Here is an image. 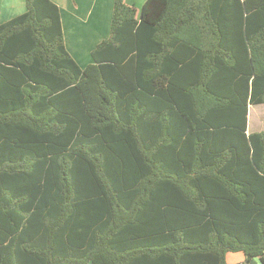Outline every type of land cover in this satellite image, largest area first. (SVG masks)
<instances>
[{
	"label": "trees",
	"instance_id": "trees-1",
	"mask_svg": "<svg viewBox=\"0 0 264 264\" xmlns=\"http://www.w3.org/2000/svg\"><path fill=\"white\" fill-rule=\"evenodd\" d=\"M25 6L0 24V264H264V0H114L84 68L58 6Z\"/></svg>",
	"mask_w": 264,
	"mask_h": 264
},
{
	"label": "crops",
	"instance_id": "crops-1",
	"mask_svg": "<svg viewBox=\"0 0 264 264\" xmlns=\"http://www.w3.org/2000/svg\"><path fill=\"white\" fill-rule=\"evenodd\" d=\"M58 6L67 52L84 68L93 62L91 52L110 34L114 0H50ZM146 0H125L140 9ZM25 0H0V24L24 13ZM247 131L248 123H247ZM226 264H243L241 252L227 253ZM256 264H261L256 261Z\"/></svg>",
	"mask_w": 264,
	"mask_h": 264
},
{
	"label": "rangeland",
	"instance_id": "rangeland-1",
	"mask_svg": "<svg viewBox=\"0 0 264 264\" xmlns=\"http://www.w3.org/2000/svg\"><path fill=\"white\" fill-rule=\"evenodd\" d=\"M249 111L248 130L251 133L264 131V105L249 106Z\"/></svg>",
	"mask_w": 264,
	"mask_h": 264
}]
</instances>
